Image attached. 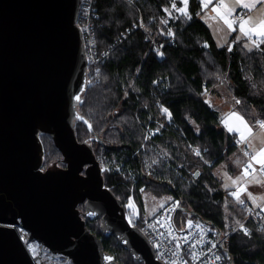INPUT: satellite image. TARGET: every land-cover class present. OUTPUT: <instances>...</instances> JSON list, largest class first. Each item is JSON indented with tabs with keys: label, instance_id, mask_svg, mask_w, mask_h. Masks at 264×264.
<instances>
[{
	"label": "trees",
	"instance_id": "obj_1",
	"mask_svg": "<svg viewBox=\"0 0 264 264\" xmlns=\"http://www.w3.org/2000/svg\"><path fill=\"white\" fill-rule=\"evenodd\" d=\"M173 4L177 7L179 1L96 0L95 41L110 50L105 61L87 68L88 83L75 110L90 126L74 119L76 139L90 144L102 166L110 165L103 173L104 182L120 203L128 180L113 168L117 162L137 171L138 185L157 194L171 193L172 200L178 201V211L226 229L229 235L223 250L227 264H264L262 209L242 228H225L224 202L228 201L240 221L250 208L231 202L212 172L236 147L233 136L218 126L217 114L204 99L207 91L222 84L232 97L234 110L253 124L263 120L264 43L258 45L261 52L247 50L241 42L218 46L198 16L199 0H189L186 13L171 11ZM139 20L144 29L138 27ZM169 31L172 38L163 47L164 57L158 56L145 32L161 41ZM149 118L163 127L160 134L144 141ZM41 141H45L42 167L64 166L52 139L42 134ZM143 142L145 152L135 154ZM192 145L199 146L203 159L213 160L212 164L194 155ZM153 158L158 162L147 174L143 167ZM135 198L145 214L141 193ZM78 207L84 211L82 204ZM86 226L101 238L104 250L115 260L141 264L115 237L103 233L99 219L86 220Z\"/></svg>",
	"mask_w": 264,
	"mask_h": 264
},
{
	"label": "water",
	"instance_id": "obj_2",
	"mask_svg": "<svg viewBox=\"0 0 264 264\" xmlns=\"http://www.w3.org/2000/svg\"><path fill=\"white\" fill-rule=\"evenodd\" d=\"M80 6L0 0V264H33L11 223L72 264H121L87 228L95 219L135 262L162 264L128 224L93 148L74 133V119L89 124L75 110L88 83ZM42 134L64 166L42 167Z\"/></svg>",
	"mask_w": 264,
	"mask_h": 264
},
{
	"label": "built area",
	"instance_id": "obj_3",
	"mask_svg": "<svg viewBox=\"0 0 264 264\" xmlns=\"http://www.w3.org/2000/svg\"><path fill=\"white\" fill-rule=\"evenodd\" d=\"M244 13L245 8H242L232 15V19L237 21L243 17ZM96 18V0H81L78 25L83 37L87 63L91 67H96L105 61L110 50V47L100 48L95 41ZM138 27L144 29L140 20ZM145 38L152 50L158 56L164 57L163 47L171 41L172 34L170 31L167 32L165 39L159 41L145 32ZM117 40L121 41L119 38ZM262 124H264V119L258 122L259 126ZM162 127L156 119L149 118L144 130V141L160 134ZM232 143L246 155L244 141L232 138ZM139 150L141 153L145 152L144 142L134 150V153L138 154ZM191 150L205 164H212L213 160L205 161L203 159L202 149L199 146L192 145ZM157 162V158H153L148 162L149 165L147 163L143 169L147 174H150V167ZM113 163L115 162L113 161ZM115 164L116 166L113 167L116 169L115 171L128 180L124 183L126 196L121 203L126 220L130 226L139 228L148 238L156 260L162 264H227L223 247L229 235L228 232L217 229L209 221L205 222L201 219L191 218L188 223L181 218L176 220L178 201L175 199L167 202L150 215L142 214L135 195L137 192H141L145 186L138 185L137 171L122 162ZM108 168H110L109 164H103V172ZM241 204L247 206L245 202ZM258 210H261V207L246 211V217L233 230L242 228L247 219L258 215ZM7 226L15 230L33 264H72L65 257L51 252L38 240L30 238L29 232L20 223H11Z\"/></svg>",
	"mask_w": 264,
	"mask_h": 264
},
{
	"label": "crops",
	"instance_id": "obj_4",
	"mask_svg": "<svg viewBox=\"0 0 264 264\" xmlns=\"http://www.w3.org/2000/svg\"><path fill=\"white\" fill-rule=\"evenodd\" d=\"M199 2L198 16L208 26L218 46L231 47L233 43L241 42L246 49H249L264 43V35H261L259 30H255V26L264 20V0H239V2L238 0H199ZM242 8H245L243 17L237 21L232 19V15ZM226 19L231 21V27L225 22ZM249 19L250 23L246 24L245 30L242 31L241 22ZM249 29L254 30L249 31ZM204 99L210 109L217 114L218 126L233 138L244 141L246 155L239 148H234L231 153L235 154L237 165L244 162L249 170L239 181L240 187H231L227 192L225 191V196L228 195L231 202H245L250 209H252L251 204L260 208L264 203V165L257 163L252 157L264 149V127L259 126L258 122L256 124L249 122L233 109L232 97L222 84H218L213 91H207ZM231 153L222 162L228 161ZM235 173L234 170L230 171L231 175Z\"/></svg>",
	"mask_w": 264,
	"mask_h": 264
},
{
	"label": "rangeland",
	"instance_id": "obj_5",
	"mask_svg": "<svg viewBox=\"0 0 264 264\" xmlns=\"http://www.w3.org/2000/svg\"><path fill=\"white\" fill-rule=\"evenodd\" d=\"M178 1H179V5L175 7V5L173 4L170 10L175 11L177 13H186L188 9L189 0H178ZM170 10L167 11L168 15L170 14ZM249 50H255L261 52V49L258 48V45L249 48ZM261 65L264 68V63L262 61H261ZM43 143H45V141H43ZM231 170H234L236 173L234 175H231L230 174ZM248 170L249 169L247 168V171ZM247 171L244 162L243 163L240 162L237 165V162L235 161V154L232 153L229 155L228 161L225 160V162H221L220 164L216 165V167H214V169L212 170L213 174L221 180L220 186L226 192L231 187H235V186L240 187L239 181L242 180V177L245 176V173ZM140 193L143 204V211L147 215L154 213L155 211H157L159 208H161L167 202H170L174 198L171 193L157 194L154 193L152 189L146 187ZM227 202H224L223 204V213H224L223 217L226 222L225 228L227 229L232 227L236 228L240 220L235 217L234 212L229 208V204ZM250 206L253 210H256L258 207L257 205L254 204H251ZM263 208H264V203L261 206L262 211H264ZM179 218L183 219L186 223H188L191 219L190 215H187L181 211H178L175 217L176 220H178Z\"/></svg>",
	"mask_w": 264,
	"mask_h": 264
},
{
	"label": "snow or ice",
	"instance_id": "obj_6",
	"mask_svg": "<svg viewBox=\"0 0 264 264\" xmlns=\"http://www.w3.org/2000/svg\"><path fill=\"white\" fill-rule=\"evenodd\" d=\"M239 2V0H238ZM246 6H250V5H246ZM226 23L229 24V27H231V21H228L227 19L225 20ZM250 23V19L247 21H242L241 22V30L244 31L245 30V25ZM254 30V29H249V31ZM255 30H259L261 35H264V20L260 21V23H258L255 26ZM262 127H264V124L261 125ZM259 157V158H258ZM253 160H256L257 163H260L262 165H264V149H261L260 152L256 155L252 157ZM247 171V168H246ZM234 195H236L234 193Z\"/></svg>",
	"mask_w": 264,
	"mask_h": 264
},
{
	"label": "bare ground",
	"instance_id": "obj_7",
	"mask_svg": "<svg viewBox=\"0 0 264 264\" xmlns=\"http://www.w3.org/2000/svg\"><path fill=\"white\" fill-rule=\"evenodd\" d=\"M112 171V170H111ZM123 182H125V181H123ZM139 183V182H138ZM140 193V192H139ZM135 197H136V195H135ZM197 219V218H196ZM199 219V218H198Z\"/></svg>",
	"mask_w": 264,
	"mask_h": 264
}]
</instances>
